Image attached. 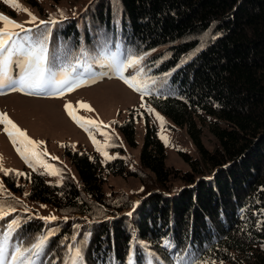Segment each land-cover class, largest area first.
Listing matches in <instances>:
<instances>
[{
	"label": "trees",
	"instance_id": "16d2710c",
	"mask_svg": "<svg viewBox=\"0 0 264 264\" xmlns=\"http://www.w3.org/2000/svg\"><path fill=\"white\" fill-rule=\"evenodd\" d=\"M40 31L48 36L53 71L74 63L81 46L96 62L108 58L97 55L102 49L120 58L129 49L151 52L143 66L158 79L148 84L146 99L173 127L187 126L195 155L179 150L186 169L167 164L165 144L144 117L138 165L147 180L139 178L134 198L113 197L104 191L106 177L137 178L138 171L120 155L102 160L64 145L76 181L61 172L56 184L29 170L22 183L15 173L1 172L11 194L1 197L18 212L0 220V231L16 216L25 219L22 238L29 242L58 229L42 257L56 264H63L65 245L85 240L84 264H128L130 250L134 264H175L177 252L264 264V0H86L75 17ZM200 114L212 120L210 148L192 122ZM117 128L128 146L138 145L132 117ZM37 205H46L57 219H40ZM165 239L176 245L174 251L162 246Z\"/></svg>",
	"mask_w": 264,
	"mask_h": 264
},
{
	"label": "rangeland",
	"instance_id": "374dc122",
	"mask_svg": "<svg viewBox=\"0 0 264 264\" xmlns=\"http://www.w3.org/2000/svg\"><path fill=\"white\" fill-rule=\"evenodd\" d=\"M30 3L27 0H18V3L30 10L39 20L49 21L50 18L60 21L70 16H76L82 11L86 5V0H33ZM61 10L63 16H61ZM0 13L9 16L17 22L24 23L29 17L23 11H19L14 7L6 4L4 0H0ZM53 24V23H52ZM40 25V30L48 29V26ZM25 27H33L32 24H25ZM109 59H105L93 63L95 72V82H90V74L87 69H83L75 74L81 86L71 92H65L63 96L49 95L48 89H40L33 94H25L20 91H11L8 88H0V112H6L9 117L34 140L43 141L40 146L41 150L46 149L49 156L45 157L49 163L59 169V174H67L76 181L77 176L73 166L63 155L64 145L73 146L88 151L90 154L97 153L102 160L106 158L97 151L96 146L89 138L88 132L81 128L65 111V103H71L77 107V102L82 101L91 106V111L77 107V114L84 118H91L103 121L110 127L104 131L110 134L104 149L109 156L120 155L127 161V167L136 169L139 173L138 177H122L108 175L104 184L106 194L115 197L116 195L125 193L130 198L141 186L140 177L146 179L142 175L138 165V150L141 142V136L144 129V117H147L156 129L157 135L165 136L167 142L162 139L166 148V163L177 168L186 169L187 165L181 160L179 150L187 151L195 155V150L185 127H173L171 122L161 115L146 99V95L141 99L140 93L129 88L126 84L118 79L115 74L107 67ZM19 69L13 68L14 75ZM133 69H129L125 74H132ZM151 106L155 112L163 117V123L158 120L154 113L147 111V107H141V104ZM128 117H132L136 128V139L138 145L130 147L124 141L123 136L117 126ZM115 121V123H112ZM211 118L205 114L196 115L192 118L194 128L198 129L201 140L207 147H212L215 143L210 131ZM93 135L102 144L105 137L100 134L97 129H92ZM119 148V149H117ZM58 157L52 160L51 157ZM0 157H2L3 167L6 169H14L26 174L27 171L33 170L21 159L16 152L12 142L3 131V125H0ZM36 171L43 173L45 179L49 182L59 184L61 182L60 175H48L43 168L37 167ZM1 176V172H0ZM17 176V175H16ZM20 182H24L26 175L17 176ZM17 178V179H18ZM147 180V179H146ZM0 183L1 177H0ZM3 184V183H2ZM27 189L25 185L23 191ZM6 195V194H4ZM0 195V200H3ZM37 211L41 216L54 215L46 207L37 205ZM215 264H229L223 262H215Z\"/></svg>",
	"mask_w": 264,
	"mask_h": 264
},
{
	"label": "snow or ice",
	"instance_id": "6c2138e0",
	"mask_svg": "<svg viewBox=\"0 0 264 264\" xmlns=\"http://www.w3.org/2000/svg\"><path fill=\"white\" fill-rule=\"evenodd\" d=\"M4 2L26 13L29 19L24 23H20L0 13V88H8L11 91H20L25 94H33L34 91L40 89H48L49 95L63 96L65 92H71L81 86L80 80L73 76V73L79 68L87 69L90 74V82H95L93 62L96 61L93 60L92 54L83 46H81L79 52L74 55V63L63 65L58 71H53L51 67H49V65L54 62L55 58L50 57L47 43L48 36L41 33L39 26L56 23L57 21L50 18L49 21L39 20L38 23H36L38 18L30 10L23 8L18 3V0H4ZM61 16H63L62 11ZM25 24H32L33 27H25ZM213 39H215V37H213ZM203 46L204 45L201 44L196 51H199ZM119 47L120 45H117V48ZM152 51H155V49ZM194 54L193 52L190 55ZM97 55H107L110 62L107 65L101 64V66L109 68L124 84L140 93L142 100L145 95L150 94L148 84L151 83L155 85L158 78L148 75V71L150 70L145 69L143 62L151 55V52L137 54L134 50L129 49L128 54L120 58L118 53L108 54L102 49ZM183 62L184 61H182V63ZM14 67L19 69V72L15 75L13 73ZM129 69H133L134 72L126 75L125 73ZM77 107L89 111L92 110L89 104L82 101L77 102ZM77 107H74L71 103H65L64 105L68 115L81 128L88 132L89 138L96 146L97 151L101 152L106 159H113L114 157L109 156L104 150L108 146L107 141L110 138V134L104 131V129L110 127V125L105 124L103 121L79 116L77 114ZM141 107H147V111L154 113L156 118L163 123V117L160 116L158 112H155L151 106H146L142 103ZM112 123H115V121ZM0 125H3L4 133H6L16 152L25 164L34 171L39 166L43 168L48 175H59V169L45 159V157L49 156V153L46 149L41 150L40 146L43 145V141L32 139L6 112H0ZM92 129L99 130L100 134L105 137L103 144L93 135ZM161 139L167 142L165 136H161ZM2 159L3 158L0 157V172L5 175L10 173H15L17 176L29 175L30 178V174L4 168ZM51 159L57 160L58 157L52 156ZM4 194L11 195L7 193L3 184L0 183V195ZM25 195H28V193H25ZM13 199L16 200L17 203H23L19 198L13 197ZM41 207H46V205H41ZM23 211L26 213L29 211L26 205L23 206ZM17 212L18 209L15 206L8 204L6 200H0V220L11 217L13 213ZM39 218L47 222L57 219V217L52 214L40 216ZM64 219L67 220L68 217L65 216ZM25 222V219L22 217H13L7 221L3 226V230L0 231V264H56L54 260L44 261L42 257L47 255L46 249L49 245L50 238L56 235L58 229H48L46 233L37 234L34 240L29 242L26 238H22L23 233L21 229ZM65 239L68 238L65 237ZM71 239L75 241L76 236L73 235ZM139 243L141 247L145 249L149 247L142 241ZM61 244H64L63 240ZM83 244H86V240L82 242L80 246L75 244L65 245L63 264H84ZM162 246L170 251H174L176 248V245L168 239L163 241ZM184 251L187 253L190 249ZM133 255V252L130 250L128 264H134ZM149 256H154V254L149 252ZM174 261L175 264H215V261L189 258L187 255H181L178 252L174 256ZM147 264H153V261L149 260Z\"/></svg>",
	"mask_w": 264,
	"mask_h": 264
}]
</instances>
